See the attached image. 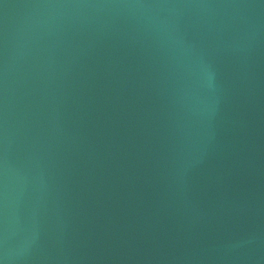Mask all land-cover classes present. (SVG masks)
I'll return each mask as SVG.
<instances>
[{
  "label": "water",
  "instance_id": "95a60500",
  "mask_svg": "<svg viewBox=\"0 0 264 264\" xmlns=\"http://www.w3.org/2000/svg\"><path fill=\"white\" fill-rule=\"evenodd\" d=\"M0 264H264V0H0Z\"/></svg>",
  "mask_w": 264,
  "mask_h": 264
}]
</instances>
